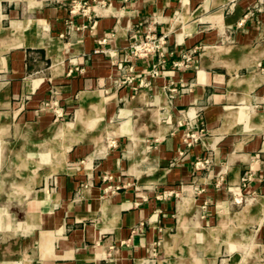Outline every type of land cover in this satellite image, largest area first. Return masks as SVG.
I'll return each mask as SVG.
<instances>
[{
	"label": "crops",
	"instance_id": "obj_1",
	"mask_svg": "<svg viewBox=\"0 0 264 264\" xmlns=\"http://www.w3.org/2000/svg\"><path fill=\"white\" fill-rule=\"evenodd\" d=\"M259 1L0 0V134L32 137L37 153L42 134L61 137L64 153L59 168L0 177V216L26 220L0 226V264H176L167 253L186 234L216 243L237 214L264 247V208L234 210L264 198ZM148 32L171 54L157 76L156 55L125 61L128 82L117 63ZM190 48L193 64L175 67ZM54 101L63 117L42 110ZM11 150L0 169L24 168Z\"/></svg>",
	"mask_w": 264,
	"mask_h": 264
},
{
	"label": "rangeland",
	"instance_id": "obj_2",
	"mask_svg": "<svg viewBox=\"0 0 264 264\" xmlns=\"http://www.w3.org/2000/svg\"><path fill=\"white\" fill-rule=\"evenodd\" d=\"M256 8H264V0H260L256 5ZM188 50L193 52V58L191 61V64H193L194 57L198 54V49L190 48ZM54 106L43 105L42 110L44 112H51V110L55 112ZM63 116L64 113L59 117ZM40 140L42 141L40 153H37L32 150L34 143L32 137L22 138L13 135L2 136L0 134V146H5L6 144V146H10L13 150H11L8 154V159L12 161H19L25 165L24 168L20 169L1 168L0 177L2 176L4 178V175L2 174L6 173V177L16 179L18 173L21 174L24 172L27 179V176L34 170L37 173L39 171L44 173L52 170L49 168V164L51 166H60L64 162V153L61 151L63 148L62 138L42 134ZM2 156L3 154L0 153V161L2 160ZM209 162V158L201 159L199 161V166L204 168ZM32 163H37L41 167L33 170V168L28 167L29 165H32ZM194 191L198 195L204 192L203 190H199L197 188ZM178 196H181L180 192L177 193V197ZM262 201L264 203V198L262 197H256L254 200L249 201L239 198L234 201V210L238 213L245 204L247 205L244 207V212H250L254 206L264 208V205L261 206L259 204ZM203 205L206 206L207 203H204ZM177 218L178 230H180L183 225L182 214L180 216L178 214ZM261 218L262 216H258L256 221L260 223ZM220 220L222 221V226L220 231H218L215 235V237H217L216 243L212 244V237L214 238V235H202V233L196 234V232L188 233L185 235V239L188 241V243L185 244V247L170 248L167 253L169 260L174 261L176 264H211L212 262L213 264H263L264 247L262 246V238L258 236L257 227L254 225L255 222L249 221L247 216L245 217L243 214L220 218ZM25 221L26 220L22 217L0 216V226L8 225L14 227L15 229H22ZM202 227L207 228L209 225L207 223L202 224ZM177 235L179 234L174 236ZM199 241L201 243H198ZM196 244H200V246L197 245V247Z\"/></svg>",
	"mask_w": 264,
	"mask_h": 264
},
{
	"label": "built area",
	"instance_id": "obj_3",
	"mask_svg": "<svg viewBox=\"0 0 264 264\" xmlns=\"http://www.w3.org/2000/svg\"><path fill=\"white\" fill-rule=\"evenodd\" d=\"M80 6L81 5L78 2L74 4V7L76 9H78ZM95 51H97V49ZM192 53L193 52L191 50L185 51L184 53H182L181 58L179 60L173 61V65L175 67L190 66L193 58ZM167 54H171V51L168 46L166 35H157L153 32H148L144 35L142 39L132 43L129 48L124 51L123 59L117 63V66L120 70H126L128 72V75L125 76L124 80L131 82L133 80V76H131L130 73L133 71V67L132 65H125L124 62L130 61L131 58L140 59L156 55L158 58V63L152 67L150 73L153 76H157L159 74V65L163 62ZM56 104V101L52 103H44V105L50 106ZM55 112L58 116L62 114L60 108L57 109ZM188 136L193 137L192 135L187 133V137ZM186 144L187 146H189L191 143L189 141H186ZM198 164L200 163L198 162ZM243 180H245V178Z\"/></svg>",
	"mask_w": 264,
	"mask_h": 264
},
{
	"label": "bare ground",
	"instance_id": "obj_4",
	"mask_svg": "<svg viewBox=\"0 0 264 264\" xmlns=\"http://www.w3.org/2000/svg\"><path fill=\"white\" fill-rule=\"evenodd\" d=\"M186 201L187 199L184 198V197H181L179 200H178V207H179V216L182 214V211L184 209V206L186 204ZM261 206L264 205L263 201L259 203Z\"/></svg>",
	"mask_w": 264,
	"mask_h": 264
}]
</instances>
